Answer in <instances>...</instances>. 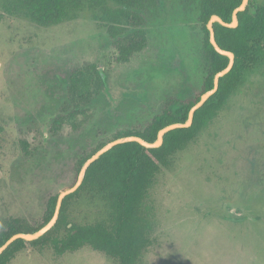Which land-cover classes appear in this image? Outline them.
I'll return each instance as SVG.
<instances>
[{
  "label": "rangeland",
  "instance_id": "374dc122",
  "mask_svg": "<svg viewBox=\"0 0 264 264\" xmlns=\"http://www.w3.org/2000/svg\"><path fill=\"white\" fill-rule=\"evenodd\" d=\"M144 13L143 46L121 61L88 14L44 28L0 8V219L41 224L49 197L74 186L83 157L121 131L144 129L169 99L200 93L205 62L196 15L182 0H161ZM95 69L104 72L102 90ZM79 71L86 77L71 95V75ZM73 99L82 104L79 114L53 127ZM148 202L156 245L142 264H264V69L175 156ZM99 214L87 201L73 210L79 222ZM12 264L114 262L85 248L63 257L25 251Z\"/></svg>",
  "mask_w": 264,
  "mask_h": 264
},
{
  "label": "trees",
  "instance_id": "16d2710c",
  "mask_svg": "<svg viewBox=\"0 0 264 264\" xmlns=\"http://www.w3.org/2000/svg\"><path fill=\"white\" fill-rule=\"evenodd\" d=\"M243 0H182L187 13L193 12L203 34L205 76L200 93L184 101L169 99L161 112L139 131H121L113 141L124 137H140L147 142L157 140L160 129L185 123L192 107L201 96L214 87L216 74L223 71L229 59L216 52L210 43L208 23L213 15L230 23L235 9ZM161 0H0V8L10 16L23 17L44 28L75 22L83 14L90 18L113 41L121 61H127L143 46L146 35L147 7H156ZM219 46L235 54L233 70L220 81L218 92L196 112L191 128L178 129L165 136L158 149H146L138 143L116 146L87 171L80 189L68 196L55 227L34 242L18 240L1 256L0 264H12L25 251L43 252L51 249L56 256L76 254L90 248L104 254L114 264H142L144 257L156 245V217L149 197L158 177L170 170L176 155L187 150L209 124L217 118L228 102L247 83L248 78L264 69V2L250 0L245 12L239 14V27L230 29L214 24ZM91 72L88 76H91ZM98 90L106 87L104 72L95 69ZM86 76L80 71L71 75L72 94ZM93 76L85 81L91 86ZM56 118L53 127L65 119L75 118L81 103L73 99ZM112 142V141H111ZM30 156L27 143L21 144ZM106 144L78 162L75 183L83 165ZM75 185V184H74ZM73 187V186H72ZM59 194L49 197L39 225L20 216L0 219V248L17 234L36 233L53 218ZM87 201L102 211L92 223L79 222L73 216L74 206Z\"/></svg>",
  "mask_w": 264,
  "mask_h": 264
},
{
  "label": "water",
  "instance_id": "95a60500",
  "mask_svg": "<svg viewBox=\"0 0 264 264\" xmlns=\"http://www.w3.org/2000/svg\"><path fill=\"white\" fill-rule=\"evenodd\" d=\"M250 0H243L242 4L234 10L233 15H232V21L230 23H227L225 21L222 20V18H220L217 15H213L208 23V30L210 32V43L212 44V46L214 47V49L216 50V52L224 57H227L229 59V64L228 66L221 72H219L218 74H216L215 78H214V87L212 90L206 92L205 94H203L201 96L200 101L194 106L192 107V109L189 112L188 115V119L185 123H174L171 124L165 128H163L162 130L160 129L159 133H158V137L157 140L153 143L147 142L146 140L140 138V137H124V138H120L117 139L111 143H109L108 145H106L105 147H103L100 151H98L94 156H92L82 167L77 182L75 183V185L73 187H71L70 189L62 192L59 194L58 196V200H57V205H56V210H55V214L53 216V218L51 219V221L45 225L42 229H40L39 231H37L36 233H32V234H17L15 236H13L12 238H10L1 248H0V256L16 241L18 240H24L27 242H34L36 240H39L40 238H42L43 236H45L49 231H51L55 225L57 224L59 217H60V213H61V209L63 206V202L64 200L76 193L80 187L82 186L84 180H85V176L86 173L88 171V169L95 163L97 162L102 156H104L107 152H109L110 150H112L113 148H115L116 146L119 145H123V144H128V143H138L140 144L142 147L146 148V149H158L161 148L164 144V139L165 136L174 131V130H178V129H188L191 128L193 123H194V118L196 115V112L198 110H200L219 90L220 87V81L221 79H223L224 77H226L234 68L235 65V54L229 51H225L223 50L217 40H216V32L214 29V24L218 23L223 27L226 28H230V29H236L239 27V14L241 12H245L248 8Z\"/></svg>",
  "mask_w": 264,
  "mask_h": 264
}]
</instances>
